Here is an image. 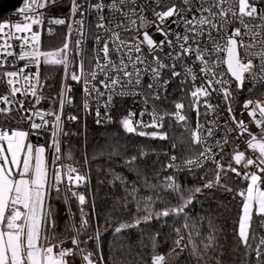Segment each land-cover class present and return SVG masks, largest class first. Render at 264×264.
Masks as SVG:
<instances>
[{
  "label": "snow or ice",
  "instance_id": "6c2138e0",
  "mask_svg": "<svg viewBox=\"0 0 264 264\" xmlns=\"http://www.w3.org/2000/svg\"><path fill=\"white\" fill-rule=\"evenodd\" d=\"M67 3L64 17L49 15L61 6V0H24L17 12L22 19L0 23V68L5 69L0 81L8 86V93L0 95L3 105L0 115L7 117L14 110L21 111V118L29 122L30 130L37 135L41 131L50 132L54 150L50 174L45 147L26 143L28 131L0 128V264H76L77 258L79 264H108L99 247L98 225L86 240L81 239L90 228L91 217L84 209L86 196L74 189L89 182L87 175L72 164L57 163L62 158L73 159L70 152L62 154L60 140L69 135L63 126V109L74 103L69 79L81 85L85 112L95 103L96 124L113 122L111 110L117 97H139L145 105L139 117L130 110L120 118L125 133L168 140L165 122L172 119L190 134L191 146L200 148L198 153L181 158L175 154L178 145L173 142V152L166 153L168 162L163 165L169 174L160 177L154 172L156 183L148 177L147 161L144 160L143 167L137 163L138 157L149 155L144 149L138 156L131 155L125 160V167L137 176L131 185L124 176L111 173L112 182H119L125 189V195L112 211L126 208L128 197L136 205L132 222L118 223L114 228L118 239L119 234L141 224L150 225L154 219L182 217L180 227L173 226L176 238L167 256L155 251L160 233L148 236L153 249L150 264H168L167 257L173 253L174 259L186 253L184 264H224V246L219 242L220 230L214 218H193L189 209L197 196L204 194V189L232 192V188L222 183L221 175L226 179L231 172L247 182V187L237 193L243 201L233 230L236 243L230 253L232 264H264V102L251 99L243 102L242 107L251 118L249 123L237 119L232 107L234 92L242 91L246 82L249 91L264 86V0H67ZM46 17L50 35L54 32L52 25H67V33L60 47L45 51L41 48V32L33 29L45 27ZM234 23L239 26L230 30ZM89 38L91 55L87 47ZM19 61L23 65L14 67ZM42 64L64 69L62 87L56 97L50 98L58 103V108H36L44 99L40 91ZM73 64L75 70L70 71ZM9 66L14 70H7ZM222 66H226V71L221 70ZM32 68L34 72L30 71ZM165 74L169 79H164ZM177 78L191 98L188 107L196 113L195 129L189 127L183 102H176L171 112L160 111L156 105ZM213 93L222 97L232 125L221 140H214L218 127L215 119L200 122L201 107L205 117L215 116L221 109V105L211 103ZM17 94L34 98L32 107L26 108L25 100H18ZM145 115L150 117L148 122L143 119ZM49 116L51 121L47 119ZM68 119L75 122L78 117L72 115ZM249 124H254L258 131H251ZM212 140L214 143L209 142ZM235 141L239 143H235L231 161L254 170L242 173L231 162L227 166L221 162V154ZM241 143L245 150H240ZM246 151L251 155H246ZM108 155L111 158L120 153ZM209 162L215 165L214 179L205 180L200 186L182 185V174L194 176ZM141 189H148L151 194H141ZM54 196L62 197L66 206L69 222L65 231L72 234L71 247H65L66 240L57 237V213L51 204ZM173 197L175 205L155 209L158 200ZM72 200L79 207L78 223L71 208ZM94 209L93 204V213ZM205 221L207 233L202 231ZM140 236L143 244V231ZM88 241L96 242L97 247L90 249ZM127 247L131 251V245ZM111 264L118 262L114 258Z\"/></svg>",
  "mask_w": 264,
  "mask_h": 264
},
{
  "label": "trees",
  "instance_id": "16d2710c",
  "mask_svg": "<svg viewBox=\"0 0 264 264\" xmlns=\"http://www.w3.org/2000/svg\"><path fill=\"white\" fill-rule=\"evenodd\" d=\"M58 31L62 28H56ZM64 30L62 29V32ZM56 33V32H55ZM58 41L52 39L48 45L56 46ZM62 71L58 67L52 65H43L42 77L47 80V89L57 91L61 79ZM182 101L187 108V116L189 127L194 129L195 116L188 105L190 100L188 97H173L172 102ZM77 116L75 122H68L65 131L69 135L64 136L63 145L65 156L71 153L73 159L66 161L73 163L80 169L81 174H86L89 182L82 185L81 193L86 196V204L84 209L89 213L90 229L89 234L84 237L86 240L88 236L92 235L96 230L97 225L100 230L99 247L103 251L108 264L112 260L118 264H143L148 262L150 264L153 249L151 248L148 236L152 233L159 232L157 238L158 243L155 251L160 254H167L174 247L173 240L176 238V233L173 231V226L180 227L183 222L182 217H167L161 220H153L150 225L141 224L138 228L128 229L125 233L119 234L120 238L114 232V228L118 223L129 222L131 223L136 214L135 202L128 197L127 207L113 212V206L117 201L125 195V189L119 182L115 184L112 182L111 173H118L124 176L129 185L137 180L136 173L129 167H125V160L131 155H137L141 149L149 152V155L143 159L138 157L137 163L142 167L144 160L147 161V174L153 183H156L154 172H158L160 177L169 174L163 169V165L168 162V155L172 153V143H177L178 147L175 149V154L178 157L185 158L200 151L199 146H191L190 134L185 132L184 127L174 120L169 121V139L160 140L152 139L149 137H141L135 134H127L123 131L118 119L111 126L97 125L92 119L84 120L77 107H73L67 112ZM13 117L10 119L4 115H0V124L10 126L25 127L26 124L21 121L19 114H10ZM14 118V119H13ZM17 119V120H15ZM23 123V124H22ZM103 151V155L99 152ZM118 151L119 156L113 155L109 158V153ZM231 149L226 150L225 159L231 161ZM85 155H87L88 163H85ZM155 165L153 168L152 165ZM215 165L210 164L204 168L198 169L196 174H182L180 177L181 183L185 187L200 186L205 180L214 179ZM206 173V175H205ZM222 183L227 184L233 189L232 192H225L222 189H213L209 191L204 189L203 195H198L194 204L190 207L189 212L193 218L211 216L214 218L217 229H219V242L224 246V256L222 257L224 264H232L231 248L235 246V239L233 230L237 227V221L242 211L243 198L237 193L241 189L247 187V182L235 175V173H228L226 179ZM204 179H201V177ZM130 190V188H129ZM141 194H151L148 189H141ZM63 204V214L59 213V204ZM73 208L79 214V207L75 200L72 201ZM176 199L167 198L158 200L154 205L156 210H160L168 205H175ZM53 208L56 210L57 216V229L56 234L59 239L66 240L64 246L71 243V233L65 231V226L68 224V213L63 202V198H54L51 200ZM93 204L95 206L93 213ZM143 213H140L142 215ZM60 216V218H59ZM143 231V244L140 243L141 232ZM202 231L207 233V224L204 222ZM125 247L121 248V245ZM131 245V251L128 250L127 245ZM88 247L95 249L96 242L88 241ZM179 251V249H177ZM218 254V253H214ZM186 253L182 254L179 258L174 259L175 253L168 256V264H184V257ZM79 264V259H76ZM238 264V262H237Z\"/></svg>",
  "mask_w": 264,
  "mask_h": 264
},
{
  "label": "built area",
  "instance_id": "2783aa9c",
  "mask_svg": "<svg viewBox=\"0 0 264 264\" xmlns=\"http://www.w3.org/2000/svg\"><path fill=\"white\" fill-rule=\"evenodd\" d=\"M23 3H24V0H21L19 6L17 8L9 10L8 12H6L2 16V18L0 19V23L8 22V21L18 22L20 19H22V17H18L17 12H18V9L23 7ZM68 7H69V5L67 3V0H61V6L57 7L52 13H49V15L67 17ZM47 23L48 22H47V17H46V19H45V27H43L41 29H36V28L33 29L34 31L35 30H39L41 32V48H42V50H45V51H46V49L44 47H45V42H46V35L48 33V31H47ZM237 26H239V25L234 23L233 25L230 26V30H231L232 27H237ZM51 27L53 29L64 28V29H66V33H67V25H52ZM6 31H7V29H6ZM73 39H75V35H73ZM156 39L159 40L160 37L156 36ZM18 43L19 42H16L17 50H18ZM87 47L89 49V55H91L90 50H91V47H92V40L90 38L88 39ZM69 58H70V60L72 59L71 56ZM23 63H24L23 61H19V62H17L15 64L14 67L18 68V67L22 66ZM14 67L9 66L7 70H14ZM86 67H90V66L86 65ZM42 68H43V64L41 65V68H40V80H41V83L43 85V87L40 89V91L42 92V95H43L44 99H41L40 104L36 105V108L43 109V110L58 108V103H53V101L50 98L56 97L58 95V93L60 91V88L62 87L64 72H63V74L61 76L58 90L57 91H51V90L47 89V80L44 77H42ZM73 70H75V65L74 64L70 67V71H73ZM221 70L226 71V66H222ZM4 71H5V69L0 68V74H2ZM30 71L34 72L35 69L32 68V69H30ZM164 79H169V76L167 74H165ZM67 83L73 89V91H72V93H70V95L73 96L74 103L72 105H65V107L63 109L62 119L64 121V124H63L64 130L66 129L67 123L68 122H72V121H70L68 119V117L72 116L73 114L72 113L68 114L67 112H68L69 109H71L73 107H77L78 108V110L81 113V115H82L84 120L89 118V119H92L95 122L96 121L95 111H94V109L96 107L95 103L91 104V108H90L89 112H85L83 107H82L83 92L81 90V85L77 84L76 82L71 81L70 79L67 81ZM197 83H199V81H197ZM233 87H235V85H233ZM249 87H250V85L246 82L245 88L242 91L237 90L236 92H234V95H235L236 99H235V101H234V103L232 105V107L234 108V110L236 112L237 119H241L242 118V119H244V121L246 123H249L251 118L247 115V112L244 111V109L242 107L243 102L245 100H248V99H251L253 101L264 102V86L256 87L255 89H253L251 91H249ZM188 88L191 89V84L188 85ZM7 93H8V86L3 81H0V95L7 94ZM176 96L177 97H184V98L188 97L189 100L191 99L187 95V92L185 90H183V85L181 83L180 78H177V79L173 80L171 85L168 87L167 93L163 96V98L160 101L156 102V105H157L158 109L160 111H167V112L174 111V104L176 102H173V103H171V102H172V98L176 97ZM17 99L18 100H25V107L26 108H31L33 103H34V98H32L30 96L25 98L24 96H22L20 94H17ZM177 102H182V101H177ZM211 103H213L214 105H216V104L221 105V109L217 112V114L215 116H213L212 114H209L207 117H205L203 115V112L205 110H204L203 107H201L200 111H201L202 115L200 117V122L202 124H204L208 120H214L215 119L217 121L218 127L216 128V131H215L214 140H221L225 136L227 127H230L232 125H231V122L228 120L227 112L224 110L222 97L217 95L216 93H213V97H212ZM0 107H3V105L0 104ZM144 107H145V105L141 102L139 97H123V98L117 97L115 102H114V107L111 110V115L113 117V122H111V123H102V124H100V126H111V125H113L118 119H120L121 117L125 116L130 110L132 112L137 113V117L136 118H138L139 117V112ZM12 113L19 114V117H20L21 121L24 124H26V126L25 127H20V126H10V125L0 124V128L19 129V130H23V131H28L29 132V136L27 137L26 143L32 142L33 144H44L46 146L45 147V149H46L45 156H46V159L48 160L49 173L51 174V171H52V169L54 167V165H53L54 150L51 148V134H50V132L41 131L40 134L37 135L34 130H30L29 122L27 120L21 118L22 114H23L21 111H15L14 110L10 114H12ZM184 113L187 115L186 105H185ZM241 113H243L242 116H241ZM101 114L103 115V108H101ZM194 116H195V126H196L197 117H196V113L195 112H194ZM47 119H49L51 121L52 117L49 116V117H47ZM143 119H144L145 122H148L150 120V117L148 115H145L143 117ZM169 121H170V119H166L165 128H164V130L167 131L168 134H169V124H168ZM37 122H39L38 119H37ZM195 126H194V129H195ZM249 127H250V130L253 131V132H257L258 131V129L255 127L254 124H249ZM145 131H152V129H145ZM63 138H64V136H62L60 138V140H61V151H62V154L65 156ZM214 140L209 141V142L210 143H214ZM235 143H239V141H235V142L229 143L227 145V147L225 148L224 153L221 154L223 156V160L221 162L225 166H227L230 162H233V161H227L225 159V153H226V150H228V149H231V151H232L233 148L235 147ZM245 147L246 146L244 144H242V143L240 144V150H245ZM215 150L217 152L219 151V149H215ZM246 155H251V152L250 151H246ZM216 159L219 160L220 156L218 155L216 157ZM57 163L65 164V165L72 164L73 166L77 167L75 164L70 163V162L66 161V159H63V158L60 161H58ZM210 164H213V163L209 162L205 166L210 165ZM234 167H237L242 173L244 171L254 170V169H244L243 167L237 166V165H235ZM239 178L242 180V182H246V181L243 180L242 176L239 177ZM81 188H82V186L79 189H74V190L81 192ZM72 201H71V208H72V211L74 213H76L74 208H73ZM79 219H80L79 214L76 213L75 222L78 223ZM89 229H88V231L86 233L81 235V239L82 240L84 239V237H86L89 234ZM65 247H71V243L69 245L65 246Z\"/></svg>",
  "mask_w": 264,
  "mask_h": 264
},
{
  "label": "rangeland",
  "instance_id": "374dc122",
  "mask_svg": "<svg viewBox=\"0 0 264 264\" xmlns=\"http://www.w3.org/2000/svg\"><path fill=\"white\" fill-rule=\"evenodd\" d=\"M62 29L64 30L63 32H62ZM61 30H57V29H54V32H53V34H49V33H47V35H46V42H45V49L46 50H51V49H55V48H58V47H60L61 45H62V43H63V40H64V36H65V34H66V29H64V28H62ZM56 32V33H55ZM55 38H56V41H58L57 43L58 44H56V46H50V45H48L49 43H51V41H52V39H54L55 40ZM55 67V66H54ZM56 67H58L59 68V70H61L62 71V73L61 74H63V72H64V69H63V67L62 66H56ZM62 76V75H61ZM8 118H12L13 116L12 115H8L7 116ZM14 119V118H13ZM15 120H17V119H15ZM23 124V123H22ZM25 125V124H24ZM30 143H32V142H30ZM33 144V143H32ZM34 146H44V147H46L44 144H33ZM46 157V156H45ZM232 164H233V166H235V164H234V162H231ZM59 207H60V209H59V213H60V215L61 214H63V212H61V211H63V209L65 210V208H64V206H63V204H59ZM59 218H60V216H59Z\"/></svg>",
  "mask_w": 264,
  "mask_h": 264
},
{
  "label": "water",
  "instance_id": "95a60500",
  "mask_svg": "<svg viewBox=\"0 0 264 264\" xmlns=\"http://www.w3.org/2000/svg\"><path fill=\"white\" fill-rule=\"evenodd\" d=\"M21 0H0V19L9 10L19 6Z\"/></svg>",
  "mask_w": 264,
  "mask_h": 264
},
{
  "label": "crops",
  "instance_id": "0c3cea01",
  "mask_svg": "<svg viewBox=\"0 0 264 264\" xmlns=\"http://www.w3.org/2000/svg\"><path fill=\"white\" fill-rule=\"evenodd\" d=\"M46 162H47V164H48V160L46 159ZM48 166H49V164H48ZM57 218H58V216H57ZM76 264H77V262H76Z\"/></svg>",
  "mask_w": 264,
  "mask_h": 264
}]
</instances>
